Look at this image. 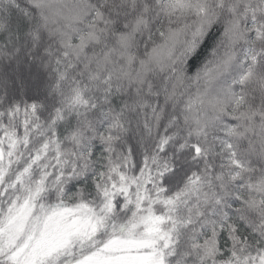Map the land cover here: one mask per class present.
I'll list each match as a JSON object with an SVG mask.
<instances>
[{"label": "snow or ice", "instance_id": "1", "mask_svg": "<svg viewBox=\"0 0 264 264\" xmlns=\"http://www.w3.org/2000/svg\"><path fill=\"white\" fill-rule=\"evenodd\" d=\"M0 264H264V0H0Z\"/></svg>", "mask_w": 264, "mask_h": 264}]
</instances>
